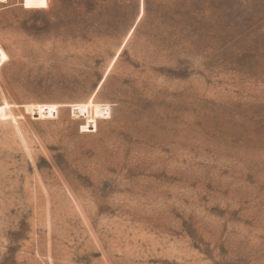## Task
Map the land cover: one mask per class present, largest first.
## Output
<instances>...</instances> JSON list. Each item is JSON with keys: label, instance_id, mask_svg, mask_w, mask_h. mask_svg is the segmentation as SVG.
<instances>
[{"label": "rangeland", "instance_id": "rangeland-1", "mask_svg": "<svg viewBox=\"0 0 264 264\" xmlns=\"http://www.w3.org/2000/svg\"><path fill=\"white\" fill-rule=\"evenodd\" d=\"M0 264H264V0H0Z\"/></svg>", "mask_w": 264, "mask_h": 264}, {"label": "snow or ice", "instance_id": "snow-or-ice-1", "mask_svg": "<svg viewBox=\"0 0 264 264\" xmlns=\"http://www.w3.org/2000/svg\"><path fill=\"white\" fill-rule=\"evenodd\" d=\"M44 6H46V5H44Z\"/></svg>", "mask_w": 264, "mask_h": 264}]
</instances>
